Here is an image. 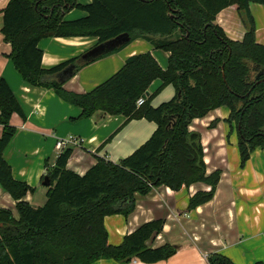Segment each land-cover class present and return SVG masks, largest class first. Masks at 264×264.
<instances>
[{
    "label": "trees",
    "instance_id": "1",
    "mask_svg": "<svg viewBox=\"0 0 264 264\" xmlns=\"http://www.w3.org/2000/svg\"><path fill=\"white\" fill-rule=\"evenodd\" d=\"M89 1L82 5L77 0H9L0 30L11 48L8 58L25 83L52 90L80 108V118L101 111L127 121L146 119L156 129L130 156L117 163L97 158L83 176L66 168L72 149H64L42 177L49 181L45 203L34 208L24 201L33 189L12 177L3 157L16 132L12 116L23 118V114L0 78V186L15 201L18 214L15 219L11 210L0 208V264H91L100 259L153 264L167 260L177 247L151 249L146 245L161 232L162 220L144 223L119 245H110L104 218L127 217L134 210L135 194L146 195L159 186L179 191L201 183L210 189L196 192L188 200V209L210 201L221 171L206 173L200 134L189 126L218 108L229 111L226 122L236 128L240 167L254 149H264V44L255 39L249 11L250 3L264 6V0ZM230 6H236L245 28L240 41L230 40L215 23L218 13ZM74 9L85 16L64 21ZM123 34L129 42L101 57L143 39L154 50L168 54L167 68L162 70L150 53L133 55L93 90L74 93L65 90L64 83L91 61L78 56L50 68L41 66L37 45L42 39L93 37L98 45ZM156 80L161 82L159 89L172 86L174 97L153 107L154 93L137 106ZM207 261L232 264L218 254Z\"/></svg>",
    "mask_w": 264,
    "mask_h": 264
},
{
    "label": "crops",
    "instance_id": "2",
    "mask_svg": "<svg viewBox=\"0 0 264 264\" xmlns=\"http://www.w3.org/2000/svg\"><path fill=\"white\" fill-rule=\"evenodd\" d=\"M77 1L82 5L90 2ZM8 2L0 0V30L2 11ZM74 11L78 10L67 13L64 21L76 20V17L67 19L75 15ZM79 13V18L85 16L84 12ZM215 23L232 41H240L245 33L236 6L218 13ZM261 36L262 39L256 41L264 44V33ZM96 43L97 39L93 37L42 39L37 45L42 52L41 66L50 68L82 56ZM134 43L137 46L130 44L91 61L67 79L63 88L74 93H87L115 74L129 57L141 53H150L162 70L167 68V53L159 56L152 52V46L143 39ZM10 51V45L4 42L0 33V78L13 93L23 114V118L17 114L12 116L11 123L16 132L4 149L3 157L12 177L33 189L24 197L32 207H41L46 201L42 177L62 152L55 148L59 140H75V145L66 147L72 149L66 168L83 176L97 158L117 163L130 156L154 133L155 123L146 119L127 121L123 116H110L101 111L89 118H80L81 109L64 102L52 90L25 83L8 58ZM160 85L161 82L156 80L148 89V95L155 93L151 101L153 107L175 95L172 86L159 89ZM228 115L226 108H218L201 119H194L189 126L190 131L200 134L206 173L221 171L212 199L195 209H188V200L196 192L209 191L210 188L201 183L182 187L179 191L159 186L146 195L135 194L131 214L104 218L110 245H119L123 237L142 224L160 219L163 222L161 232L146 245L151 249L171 245L177 247V251L167 260L153 264H209L207 258L213 254L228 258L232 264H264V149H254L240 167L238 135L235 126L226 122ZM214 120H217L216 125L209 127ZM1 132L0 126V135ZM0 208L11 210L16 219L15 201L1 186ZM91 264L145 263L137 259L129 263L100 259Z\"/></svg>",
    "mask_w": 264,
    "mask_h": 264
},
{
    "label": "water",
    "instance_id": "3",
    "mask_svg": "<svg viewBox=\"0 0 264 264\" xmlns=\"http://www.w3.org/2000/svg\"><path fill=\"white\" fill-rule=\"evenodd\" d=\"M129 42V37L127 34H123L120 35L108 42L105 43H101L98 44L96 46H94L92 49H90L88 52H86L85 54H83L81 56V59L83 61H94L96 59H98L99 57H101L104 54H107L121 46H123L124 44ZM148 96V92L142 97L143 99H145ZM42 185L47 187L49 185V181L47 178H45L42 182Z\"/></svg>",
    "mask_w": 264,
    "mask_h": 264
},
{
    "label": "rangeland",
    "instance_id": "4",
    "mask_svg": "<svg viewBox=\"0 0 264 264\" xmlns=\"http://www.w3.org/2000/svg\"><path fill=\"white\" fill-rule=\"evenodd\" d=\"M249 11H250V14H251V16H252V18L254 20L255 39L257 41H260L262 39L261 35H263V33H264V6H261V5H258V4H251V8H250ZM74 12H75L74 13L75 15L69 16V17H67V19L75 18V17H76L75 19H77V18L81 17V14L79 13L80 12L79 10L78 11H74ZM256 33L258 34L257 36H256ZM136 40H138V39H136ZM136 40L130 42L126 46H130V44L131 45L133 44L134 46H137V44L134 43ZM151 51L157 53L159 56H163L165 54L161 50H153V49H151ZM17 215H16V219H18Z\"/></svg>",
    "mask_w": 264,
    "mask_h": 264
},
{
    "label": "built area",
    "instance_id": "5",
    "mask_svg": "<svg viewBox=\"0 0 264 264\" xmlns=\"http://www.w3.org/2000/svg\"><path fill=\"white\" fill-rule=\"evenodd\" d=\"M143 103H144V99H143V98H139V99L137 100V102H136V105H137V106H140V105H142ZM75 144H76V142H75V140H73V139H67V140L62 139V140H59V141L56 143L55 148H56V150H58V151H63L64 149H66L67 145H75Z\"/></svg>",
    "mask_w": 264,
    "mask_h": 264
}]
</instances>
